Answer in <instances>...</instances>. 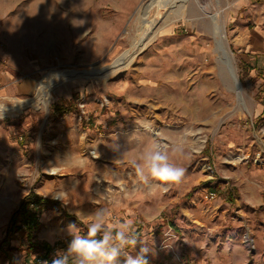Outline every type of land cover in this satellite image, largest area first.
<instances>
[{"label":"rangeland","instance_id":"374dc122","mask_svg":"<svg viewBox=\"0 0 264 264\" xmlns=\"http://www.w3.org/2000/svg\"><path fill=\"white\" fill-rule=\"evenodd\" d=\"M149 1L0 0V98L33 97L51 70L94 73L56 86L47 104L25 103L0 119V264L7 254L15 264H52L23 246L25 229L4 242L31 190L61 198L41 216L53 259L74 257L69 233L81 234L103 210L108 227L132 221L153 248L150 264H189L186 256L226 264L242 255L264 264V247L255 249L230 203L239 188L264 186V69L253 66L254 56L264 59V0H187L197 10L187 9V18L172 9L181 0L154 8L159 32L141 47ZM79 19L87 22L74 27ZM216 23L224 25L242 99L216 48ZM153 144L186 169L179 185L138 179L131 162ZM138 251L125 249L115 264Z\"/></svg>","mask_w":264,"mask_h":264},{"label":"clouds","instance_id":"9594fccd","mask_svg":"<svg viewBox=\"0 0 264 264\" xmlns=\"http://www.w3.org/2000/svg\"><path fill=\"white\" fill-rule=\"evenodd\" d=\"M79 20L80 23H73L74 27H82L87 22L85 19ZM9 103L18 104L6 98H0V119L4 118ZM131 163L136 169L138 179L143 183L154 179L164 184L179 185L186 173L184 167L170 162L168 152L162 150L159 144L151 145L139 160ZM53 198L61 200L59 196H53ZM74 226L70 225L69 229ZM101 233L98 239L97 236ZM69 234L72 238L68 244V253L77 257L79 264H93L98 257L108 261V264H113L125 249H134L137 245H139L137 254H126L124 264H150V256L154 255L153 248L149 246L147 240L137 234L132 221L128 220L108 227L107 213L103 210L95 213L94 218L88 223L86 234L73 232ZM52 264H68V255L57 256L52 260Z\"/></svg>","mask_w":264,"mask_h":264},{"label":"bare ground","instance_id":"6f19581e","mask_svg":"<svg viewBox=\"0 0 264 264\" xmlns=\"http://www.w3.org/2000/svg\"><path fill=\"white\" fill-rule=\"evenodd\" d=\"M176 0H150L145 6L141 8V15H142V31L139 41H141V47L145 46L151 39H153L158 34V29H154L155 20L153 19L152 10L158 9L163 6L173 5ZM182 2L178 5H173L172 8L175 12V17L177 18H187L186 12L189 9V13H195L197 10L194 7H185L187 0H181ZM216 32L219 35L217 38V45L216 48L220 51L221 55L224 57V61L227 63L228 69L231 73L232 79L235 83L237 92L239 93L240 98L242 99L241 95V84L239 83L236 70L233 64V59L231 52L229 51L228 47L225 44L224 37H225V28L224 25H219V23L215 24ZM66 71V72H65ZM94 77V73L89 70H51L45 74V77L40 81L38 84V89L36 94L31 97L27 98L25 101H15L18 104L15 105H7V112L21 108L23 104H35V106L40 107L41 104H47L51 100L52 91L56 86H60L61 84L65 83L70 79H89ZM4 113V114H5ZM146 142V139L141 140L138 145L142 146Z\"/></svg>","mask_w":264,"mask_h":264},{"label":"trees","instance_id":"16d2710c","mask_svg":"<svg viewBox=\"0 0 264 264\" xmlns=\"http://www.w3.org/2000/svg\"><path fill=\"white\" fill-rule=\"evenodd\" d=\"M255 57V63L254 67L257 68H263L264 69V59L258 58V56ZM260 60H263L260 61ZM248 64V65H247ZM251 61H246V69H251ZM73 105L59 109V113L66 112L67 110L73 109ZM50 204H62L61 200L54 199L48 196H45L43 194L38 193L35 190H31L21 201L20 205L12 212L10 219L6 226V238L4 242L8 241V238L11 234L16 233L17 231L21 229L26 230V236L28 239V249L29 251H35L36 252V262H39L40 260H47L48 262H52L53 256L52 253L55 250V246L50 243L45 238L39 237V232L44 228L45 222L42 219V213L48 208ZM170 224L172 226L176 225V223L173 221V219H169ZM87 227H84L80 233L81 235L86 234ZM99 234L97 238L99 239ZM70 238H72L70 236ZM8 250H13V246H8ZM9 253V252H7ZM8 264H15L16 259L12 258L11 255L7 254ZM187 262L189 264H196L194 261L190 260L189 256H186ZM26 264V263H25ZM68 264H78V258L77 257H68Z\"/></svg>","mask_w":264,"mask_h":264},{"label":"crops","instance_id":"0c3cea01","mask_svg":"<svg viewBox=\"0 0 264 264\" xmlns=\"http://www.w3.org/2000/svg\"><path fill=\"white\" fill-rule=\"evenodd\" d=\"M262 188H264V186L258 184L257 182H253L251 183V185H249L247 194L243 193V191L240 190L239 188L238 192H240V194L236 195L235 198L231 197L232 199L230 202L232 204L234 203L236 210L239 211L240 209L241 213L238 215L241 216L244 220H246L247 229H249L251 233L255 235L254 236L256 240L255 249L257 248L261 249V247L262 248L264 247V193L262 192ZM225 199L227 198L225 197ZM241 217H238V219H240ZM24 236L26 237V233L24 234ZM39 237L49 240L50 243L54 245V243H52V241L48 239L46 236H43L41 232L39 234ZM25 239L27 240V237ZM231 241H232L231 244L234 243L236 246L239 239L237 240V238H235V240L233 239ZM23 246L28 247V240L27 242H25L24 240ZM55 251H56V248H55ZM231 259L226 264H248L249 262V259H247V255H244V256L242 255L240 257L238 256L236 259H233L231 257ZM117 260H119V258H117L113 262V264H115ZM258 263H259V260L253 261V264H258ZM26 264H29V263L26 261ZM199 264H205V263L199 262Z\"/></svg>","mask_w":264,"mask_h":264},{"label":"built area","instance_id":"2783aa9c","mask_svg":"<svg viewBox=\"0 0 264 264\" xmlns=\"http://www.w3.org/2000/svg\"><path fill=\"white\" fill-rule=\"evenodd\" d=\"M245 240H246L248 243H251L254 239H253L252 236L249 234V232H246V233H245Z\"/></svg>","mask_w":264,"mask_h":264}]
</instances>
